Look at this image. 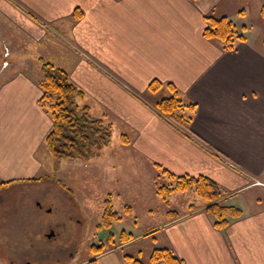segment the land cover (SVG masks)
Listing matches in <instances>:
<instances>
[{"label": "crops", "instance_id": "1", "mask_svg": "<svg viewBox=\"0 0 264 264\" xmlns=\"http://www.w3.org/2000/svg\"><path fill=\"white\" fill-rule=\"evenodd\" d=\"M220 1L0 0V15L46 49L54 37L55 61H45L84 93L80 105L128 136L119 149L123 167L134 172L129 181L135 173L144 180L141 170L155 167L203 176L218 185L227 206L241 211L222 230L201 209L167 220L148 231L157 248L171 250L182 264H264V40L250 39L245 29L244 41L227 52L204 38L205 17ZM35 62L18 59L0 83V182L11 185L40 176L45 166L52 122L39 105ZM151 80L171 84L184 103L196 105L192 136L135 98ZM14 263L0 258V264ZM93 264L125 263L115 250Z\"/></svg>", "mask_w": 264, "mask_h": 264}, {"label": "rangeland", "instance_id": "2", "mask_svg": "<svg viewBox=\"0 0 264 264\" xmlns=\"http://www.w3.org/2000/svg\"><path fill=\"white\" fill-rule=\"evenodd\" d=\"M219 4L212 16L226 17L238 30L245 27L250 39L264 40V0H221ZM17 30L0 15V83L13 73V64L20 58H28L33 64L37 57L38 68L42 59L39 56L43 61H55L54 37L47 40L46 49L44 42H29ZM5 71L7 74L2 76ZM158 83L151 80L146 93H134L135 98L149 107L170 97L168 83L160 87ZM150 87L155 89L151 88L152 91ZM97 115L96 118L102 117ZM181 129L178 130L185 133ZM117 130L114 125L109 145L97 156L87 161L57 160L46 152L40 176L23 185L10 184L0 190V258L11 257L14 264H93L98 255L118 250L125 264H128L126 256L146 263L151 252L157 249L151 240L154 232L148 231L170 220L168 213L174 212V218H178L198 209L204 212L207 203L192 191L155 194L154 178L148 177L149 172L154 177L156 169L141 170L139 175L146 177L144 180L135 173L136 180L129 181L134 172L127 165L123 167L125 161L119 149L123 144ZM42 154H37L41 160ZM120 177H127V182H118ZM109 196L120 219L111 221L109 228H105L102 227L103 207ZM50 233L53 236L48 238ZM142 234L146 235L128 248L123 247L127 239Z\"/></svg>", "mask_w": 264, "mask_h": 264}, {"label": "trees", "instance_id": "3", "mask_svg": "<svg viewBox=\"0 0 264 264\" xmlns=\"http://www.w3.org/2000/svg\"><path fill=\"white\" fill-rule=\"evenodd\" d=\"M76 15L74 14V17L79 18ZM205 22L206 26L202 32L204 38L217 42L223 51L234 50L236 43L243 42L245 39L243 33L245 28L243 27L241 31L238 30L235 24L226 17L216 18L208 15L205 17ZM39 63L38 85L42 92L39 105L46 111L52 122V127L44 139L45 152L57 160L87 161L91 157L97 156L110 143L111 123L107 122L104 116L94 117L88 106L79 104V100L84 98V93L70 81L64 70L56 68L42 59H39ZM160 85L158 83V87ZM168 87L172 91V95L157 102L154 111L172 126L178 129L183 128L185 133L190 134L188 127L193 119L196 105L184 103L176 88L171 84H168ZM151 88L155 89V87ZM121 141L123 145L129 144V139L125 135H121ZM155 168L158 172L154 176L155 194L163 196L174 192H194L207 203L204 213L212 218L216 229L222 230L232 220L241 217L239 209L224 203L220 188L210 179L203 176H175L159 167ZM158 181H161L162 184H158ZM10 184L11 182H0V190L6 189ZM126 215L129 216L130 213H126ZM168 216L173 219L176 214L170 212ZM118 219L120 216L114 211L109 196L104 202L102 227L109 228L111 221ZM100 251L98 248V252ZM124 259L128 264H144L131 256H126ZM160 262L182 264V261L167 248H157L151 252L148 263Z\"/></svg>", "mask_w": 264, "mask_h": 264}, {"label": "water", "instance_id": "4", "mask_svg": "<svg viewBox=\"0 0 264 264\" xmlns=\"http://www.w3.org/2000/svg\"><path fill=\"white\" fill-rule=\"evenodd\" d=\"M53 236V233H50L49 235H48V238H50V237H52Z\"/></svg>", "mask_w": 264, "mask_h": 264}]
</instances>
